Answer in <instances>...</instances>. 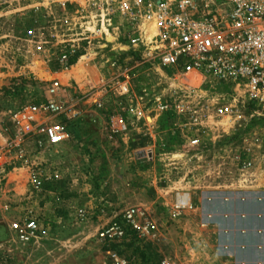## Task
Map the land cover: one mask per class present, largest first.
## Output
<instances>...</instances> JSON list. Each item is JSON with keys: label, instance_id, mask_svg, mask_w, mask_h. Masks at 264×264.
<instances>
[{"label": "rangeland", "instance_id": "1", "mask_svg": "<svg viewBox=\"0 0 264 264\" xmlns=\"http://www.w3.org/2000/svg\"><path fill=\"white\" fill-rule=\"evenodd\" d=\"M64 1L0 0V264H116L107 249L132 264H264V110L192 75L185 94L158 60L131 51L126 19L107 30L86 0ZM53 80L76 115L65 142L40 150L15 118L45 101ZM223 103L238 106L232 118L216 114ZM182 104L209 108L201 126L176 112ZM124 111L131 132L115 134ZM31 169L45 179L40 192H28ZM132 206L158 232L101 241L98 229ZM29 215L41 229L25 242L18 229Z\"/></svg>", "mask_w": 264, "mask_h": 264}, {"label": "built area", "instance_id": "2", "mask_svg": "<svg viewBox=\"0 0 264 264\" xmlns=\"http://www.w3.org/2000/svg\"><path fill=\"white\" fill-rule=\"evenodd\" d=\"M57 1L66 4L64 0H53V4ZM86 5L107 30L110 27L119 30V25L107 24L112 18L126 19L131 30V51H139L146 60H158L162 68L181 81L185 94L196 88L188 85L187 77L192 75V83L208 81L225 87V100L239 98L255 109L264 110V0H86ZM116 60L113 65L118 63ZM122 74L129 77L132 72L127 70ZM108 86L102 78L96 87L101 97H95L94 102L99 107L105 104L103 96ZM61 93L60 83L53 80L48 87V98L23 108L15 118L23 129L22 136L37 149L53 147L68 139L66 122L76 111L62 100ZM175 107L178 113L192 112L190 120L196 126L203 124L204 111L209 109L205 106L193 109L187 104ZM237 107L217 104L216 114L232 118L230 113ZM167 109V104L160 107L162 112ZM130 114L124 111L113 117L115 134H130L133 119ZM144 119L153 128L155 122ZM203 133L198 129L191 143L199 146ZM5 163L0 151V168ZM27 184L30 193L44 189L42 172L31 169ZM79 215L83 217L84 210H79ZM40 229L39 219L29 215L18 229L19 237L25 242L32 241ZM157 232L156 222L139 207L132 206L111 216L97 235L108 243L129 236L150 237ZM107 253L116 264H132L111 249Z\"/></svg>", "mask_w": 264, "mask_h": 264}]
</instances>
